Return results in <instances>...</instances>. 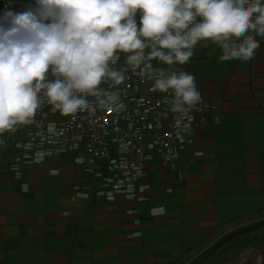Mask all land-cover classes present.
Here are the masks:
<instances>
[{
  "label": "crops",
  "instance_id": "0c3cea01",
  "mask_svg": "<svg viewBox=\"0 0 264 264\" xmlns=\"http://www.w3.org/2000/svg\"><path fill=\"white\" fill-rule=\"evenodd\" d=\"M256 39L260 47L248 61H222L221 49L212 43L194 49L196 87L215 106L220 122L210 123L190 148L181 178L166 169L152 173L146 203L64 200L72 186L86 181L72 158L24 165L17 178L5 140L0 145V264H182L204 237H215L254 211L263 214L254 208L233 218L225 208L236 205L235 198L220 196L225 185L235 193L229 178L238 163L244 182L240 198L248 202L264 192V37ZM194 152L202 156L195 158ZM220 175L226 180L221 187ZM157 208L163 211L152 216Z\"/></svg>",
  "mask_w": 264,
  "mask_h": 264
},
{
  "label": "clouds",
  "instance_id": "9594fccd",
  "mask_svg": "<svg viewBox=\"0 0 264 264\" xmlns=\"http://www.w3.org/2000/svg\"><path fill=\"white\" fill-rule=\"evenodd\" d=\"M13 4L0 11V145L4 134L38 125L45 104L65 117L119 112L125 105L113 89L129 70L154 80L152 91L171 93L180 129L201 95L194 76L171 66L208 43L219 46L222 61H248L264 37V0H31L19 11ZM47 130L56 134L54 124Z\"/></svg>",
  "mask_w": 264,
  "mask_h": 264
},
{
  "label": "built area",
  "instance_id": "2783aa9c",
  "mask_svg": "<svg viewBox=\"0 0 264 264\" xmlns=\"http://www.w3.org/2000/svg\"><path fill=\"white\" fill-rule=\"evenodd\" d=\"M6 2L0 0V11ZM28 3L31 0H14L13 7L19 11ZM136 20L139 25V13ZM124 63L121 54L116 67ZM125 75L124 84L113 89L119 91L125 105L119 112L97 108L95 112L65 117L45 104L35 117L39 126H20L14 134H4L11 144L9 168L13 174L20 178L24 165L71 157L86 181L72 186L63 199L82 203L93 199L146 203L153 190V172L166 169L181 178L182 161L190 148L204 136L210 123L220 122L214 115L215 106L197 88L201 103L191 111V121L185 120L177 129L175 114L170 111L171 93L152 91L154 80L141 78L130 70ZM101 87L111 86L104 83ZM50 123L55 125V135L47 130ZM185 125L189 126L187 131H183ZM201 156V152L193 153L195 158ZM157 210L152 209L151 215H159Z\"/></svg>",
  "mask_w": 264,
  "mask_h": 264
},
{
  "label": "rangeland",
  "instance_id": "374dc122",
  "mask_svg": "<svg viewBox=\"0 0 264 264\" xmlns=\"http://www.w3.org/2000/svg\"><path fill=\"white\" fill-rule=\"evenodd\" d=\"M153 62L158 67H163L166 69L169 67L167 65L159 64L158 61L156 60H153ZM171 67L173 69L185 71L195 77L196 76L195 74L198 71V61H197V55L195 51H193V56L187 64L174 65ZM238 164L239 165H238L237 173L233 176H230L229 178L230 179L229 181L233 183L234 185L233 189H230V192H235V193H229V191L226 190L228 187L225 185L226 180L223 177L224 174L223 176L222 175L219 176L220 187L223 184L225 185L224 188H220V196H223V194H226V195L231 194V196L235 198L234 200L236 201V205H232L230 207L225 208L226 213L230 214L233 218L239 214H242L243 212L247 210H254V208L255 210H258V208L259 209L261 208L263 210L262 211L263 213L264 212V192H262L259 195L257 194L256 196L249 198L250 201L248 202H245L244 198H240L242 194L241 195L239 194L243 190L242 184L244 182H243L242 164L240 163ZM238 198H240L241 201H239ZM254 212L255 213H253V215H251L250 217H246L243 219H234L235 222L232 225H230L229 228L235 225H238L242 222L251 220L257 216L259 217V216L264 215V213L261 214V212L260 213H257L256 211ZM253 236L256 237V241L250 244L249 246L245 248L244 247L238 248L236 246H230L231 244L226 245L222 250L217 252L214 256L203 260L200 264H231V263L232 264H258V262L260 261V257L263 255L264 228L263 230L255 233ZM215 237H211L207 239L206 241H203L199 247H197L194 251H191L190 255L193 256L195 253H197L200 249H202L207 243H209ZM190 250H192V248ZM187 258L188 257H186L183 262H185Z\"/></svg>",
  "mask_w": 264,
  "mask_h": 264
},
{
  "label": "trees",
  "instance_id": "16d2710c",
  "mask_svg": "<svg viewBox=\"0 0 264 264\" xmlns=\"http://www.w3.org/2000/svg\"><path fill=\"white\" fill-rule=\"evenodd\" d=\"M264 228V222L251 225L249 227L240 229L234 233L229 234L218 242L213 248H211L207 253L202 255L199 259L194 261L192 264H200L203 260L214 256L217 252L222 250L226 245L231 244L230 246L236 247H247L250 244L256 241V237L253 235ZM210 236L204 237V240H207Z\"/></svg>",
  "mask_w": 264,
  "mask_h": 264
},
{
  "label": "water",
  "instance_id": "95a60500",
  "mask_svg": "<svg viewBox=\"0 0 264 264\" xmlns=\"http://www.w3.org/2000/svg\"><path fill=\"white\" fill-rule=\"evenodd\" d=\"M261 222H264V215L263 216H259V217H255V218H253L251 220L242 222V223H240L238 225H235V226H233L231 228H228V229L224 230L223 232L218 234L209 243H207L202 249H200L197 253H195L193 256H191L189 259H187L182 264H192L194 261H196L202 255L207 253L211 248H213L218 242H220L223 238H225L229 234L234 233V232H236V231H238L240 229L249 227L251 225H255L257 223H261ZM263 255H264V249H263Z\"/></svg>",
  "mask_w": 264,
  "mask_h": 264
},
{
  "label": "bare ground",
  "instance_id": "6f19581e",
  "mask_svg": "<svg viewBox=\"0 0 264 264\" xmlns=\"http://www.w3.org/2000/svg\"><path fill=\"white\" fill-rule=\"evenodd\" d=\"M232 264V263H231ZM258 264H264V255H262L260 257V261L258 262Z\"/></svg>",
  "mask_w": 264,
  "mask_h": 264
}]
</instances>
